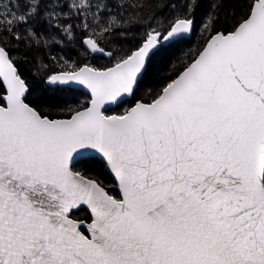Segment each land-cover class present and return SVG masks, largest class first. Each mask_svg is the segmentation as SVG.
I'll return each instance as SVG.
<instances>
[{"label": "snow or ice", "instance_id": "1", "mask_svg": "<svg viewBox=\"0 0 264 264\" xmlns=\"http://www.w3.org/2000/svg\"><path fill=\"white\" fill-rule=\"evenodd\" d=\"M227 2L216 0L213 13ZM68 6L96 15L90 0ZM198 7L184 0L182 15L122 55L101 43L127 30L116 17L99 34L92 28L84 54L106 55L111 66L50 72L41 63V83L90 93L63 119L26 102L30 86L0 36V264H264V0H246L241 18L219 31L210 13V39L182 71L150 101L107 114L135 94L167 42L193 29ZM39 15L34 7L18 20ZM26 33V49L47 45ZM92 152L121 198L73 170ZM81 205L91 211L87 235L69 218Z\"/></svg>", "mask_w": 264, "mask_h": 264}, {"label": "trees", "instance_id": "2", "mask_svg": "<svg viewBox=\"0 0 264 264\" xmlns=\"http://www.w3.org/2000/svg\"><path fill=\"white\" fill-rule=\"evenodd\" d=\"M73 2L74 0H0V29H14L13 33L0 32V36L8 38L4 46L11 51L17 61L19 73L30 86L26 102L52 119L67 118L69 109H77L82 104L86 106L90 95L74 87L50 88L41 83L42 73L37 71L41 63L47 65L50 72L72 70L73 65L82 66L86 63L96 67L111 66L114 61L107 56L84 54L86 46L82 41L92 35V28L99 34L101 28L108 27L109 20L116 17L120 21L119 27L127 30L123 34L117 31L112 37L105 36L101 43L102 46H107V50L120 49L117 55H122L139 46L143 33L165 28L177 15L184 12V0H90L93 5L91 13L96 14L93 16L88 13L77 14L75 9L68 6ZM215 2L216 0H199L191 35L184 36L178 42H167L152 57L150 67L139 82L135 94L126 99L124 104L109 109L107 114H119L138 99L150 101L152 96L148 95L149 91L154 95L168 78L173 77V73L178 74L191 62L210 38L211 29L205 30V17L213 13ZM34 7L39 11L38 17L26 22L18 20L22 14L29 15ZM245 10L246 0H228L213 13L212 18L216 14L219 16L215 30L227 28L232 17L239 20ZM9 20L13 23H8ZM84 24H89L90 28L85 30ZM29 27L40 33L42 40L48 41L46 46H39L38 51L35 46L31 50L25 47L26 29ZM67 27L71 28V36L63 30ZM15 33H20L25 39L18 42L13 38ZM116 40L120 42L116 43ZM33 57H36L35 61ZM65 62L68 67L62 68ZM80 160V163L72 165L73 170L96 180L111 196L119 199L116 182L107 171L106 164L96 156H86ZM70 216L77 220H90L85 208L72 211Z\"/></svg>", "mask_w": 264, "mask_h": 264}, {"label": "water", "instance_id": "3", "mask_svg": "<svg viewBox=\"0 0 264 264\" xmlns=\"http://www.w3.org/2000/svg\"><path fill=\"white\" fill-rule=\"evenodd\" d=\"M191 33H192V30L189 32V33H187V34H185L184 36H186V37H189L190 35H191ZM210 39V38H209ZM208 39V40H209ZM207 44V42L205 43V45ZM204 45V46H205ZM203 49V48H202ZM201 49V50H202ZM198 55V54H197ZM106 56V55H105ZM72 87H74V88H77V89H81V90H83L84 92H86V93H88L89 95H90V93H89V91L85 88V87H83V86H79V85H73ZM130 98V97H129ZM128 99V98H127ZM113 107H115V106H110L109 107V109H111V108H113ZM108 109V110H109ZM112 115V114H111ZM61 119H63V118H61ZM87 156H96V157H99L100 159H101V157L100 156H98L96 153H94V152H92V153H89V154H87ZM102 160V159H101ZM103 161V160H102ZM104 162V161H103ZM105 163V162H104ZM106 168H107V166H106ZM75 171V170H74ZM107 171L110 173V175L113 177V179H114V181L116 182V187H117V190H118V193H119V198H121V192H120V189H119V184H118V181L116 180V178H115V175L107 168ZM86 178H88V177H86ZM88 179H92V178H88ZM94 180V179H93ZM96 181V180H95ZM97 182V181H96ZM98 183V182H97ZM99 184V183H98ZM100 185V184H99ZM101 186V185H100ZM102 187V186H101ZM103 189H104V191L108 194V195H110L107 191H106V189L104 188V187H102ZM79 208H85L86 209V211L89 213V216H90V218H91V211H90V209H89V207L87 206V205H81V206H79V207H77V208H75V209H73V210H71V211H76L77 209H79ZM71 213V212H70ZM70 218V217H69ZM70 219H72V220H74V221H76L78 224H80V227L81 228H84L85 230H86V232H87V234H88V228H87V225L91 222V221H89V222H87V223H85V222H83V221H79V220H76V219H73V218H70Z\"/></svg>", "mask_w": 264, "mask_h": 264}, {"label": "rangeland", "instance_id": "4", "mask_svg": "<svg viewBox=\"0 0 264 264\" xmlns=\"http://www.w3.org/2000/svg\"><path fill=\"white\" fill-rule=\"evenodd\" d=\"M117 188V187H116ZM77 220V219H76ZM79 221H83V222H85V223H87V222H89V221H91V218H90V220H79Z\"/></svg>", "mask_w": 264, "mask_h": 264}]
</instances>
